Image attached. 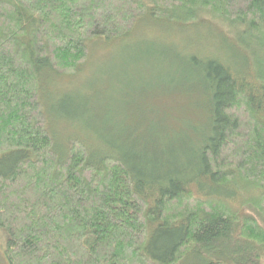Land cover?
<instances>
[{"label": "trees", "instance_id": "trees-1", "mask_svg": "<svg viewBox=\"0 0 264 264\" xmlns=\"http://www.w3.org/2000/svg\"><path fill=\"white\" fill-rule=\"evenodd\" d=\"M145 18L223 28L214 53L176 54L200 125L151 159L62 151L44 74L77 76L89 42ZM0 230L8 264H264V0H0Z\"/></svg>", "mask_w": 264, "mask_h": 264}, {"label": "rangeland", "instance_id": "rangeland-1", "mask_svg": "<svg viewBox=\"0 0 264 264\" xmlns=\"http://www.w3.org/2000/svg\"><path fill=\"white\" fill-rule=\"evenodd\" d=\"M219 27L175 28L145 18L124 39L89 42L90 58L77 76L44 74L41 98L61 150H67L70 138H81L94 153L96 145L103 150L112 146L134 161L128 153L153 158L152 148L163 146L165 132L173 140L186 137L190 120L200 125L203 113L191 110L200 96L193 90L184 59L176 54L214 53L212 48L220 44L210 42L208 32L223 39ZM75 104L82 106L76 109ZM52 107L57 113L74 111L77 122L54 115ZM4 246L5 234L0 230V264H8Z\"/></svg>", "mask_w": 264, "mask_h": 264}]
</instances>
